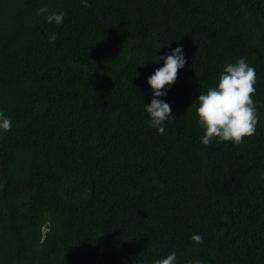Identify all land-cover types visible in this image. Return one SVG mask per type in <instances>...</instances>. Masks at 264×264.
<instances>
[{"label": "trees", "instance_id": "obj_1", "mask_svg": "<svg viewBox=\"0 0 264 264\" xmlns=\"http://www.w3.org/2000/svg\"><path fill=\"white\" fill-rule=\"evenodd\" d=\"M87 2L0 0V264H264V0ZM176 47L158 134L147 77ZM241 57L255 134L204 146L195 98Z\"/></svg>", "mask_w": 264, "mask_h": 264}, {"label": "clouds", "instance_id": "obj_2", "mask_svg": "<svg viewBox=\"0 0 264 264\" xmlns=\"http://www.w3.org/2000/svg\"><path fill=\"white\" fill-rule=\"evenodd\" d=\"M83 6L89 7L87 0H83ZM48 12L47 8L37 9L36 15ZM65 13L50 12L45 17L49 24L60 25L63 23ZM55 33L48 37L49 42H54ZM163 60V67L156 68L147 77V84L150 86L152 99L144 105V112L149 119V127L155 128L158 134L165 132L164 123L172 115L171 106L158 97L166 95L162 91L170 87L177 79L178 70L186 63L182 47H176L169 54L163 57L157 56V63ZM257 73L254 67L249 66L246 58L241 57L234 63L223 67L217 82L210 86L205 92L199 93L195 98L198 105L195 108L197 125L203 130L200 143L210 146L213 140L231 142L238 146L243 143L244 138L255 134L259 122V113L256 101L252 98L255 95V84ZM12 128V119L0 111V131L8 132ZM191 239L196 244H203L201 235H193ZM176 253L172 252L166 258L156 259L153 264H176ZM188 264H201L200 261H189Z\"/></svg>", "mask_w": 264, "mask_h": 264}]
</instances>
